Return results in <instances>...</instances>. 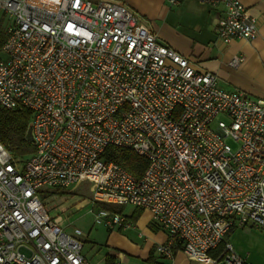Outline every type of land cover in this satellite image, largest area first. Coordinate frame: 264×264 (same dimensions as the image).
Masks as SVG:
<instances>
[{
	"label": "built area",
	"instance_id": "obj_1",
	"mask_svg": "<svg viewBox=\"0 0 264 264\" xmlns=\"http://www.w3.org/2000/svg\"><path fill=\"white\" fill-rule=\"evenodd\" d=\"M220 2V41L258 36L239 0L206 1ZM1 18L0 110L32 112L35 152L20 166L0 143V264H92L86 234H68L40 197L81 181L97 201L148 211L170 262L180 251L194 264H251L229 242L211 253L235 227L264 231V97L219 88L114 0H0ZM111 146L144 156V173L106 162Z\"/></svg>",
	"mask_w": 264,
	"mask_h": 264
},
{
	"label": "crops",
	"instance_id": "obj_2",
	"mask_svg": "<svg viewBox=\"0 0 264 264\" xmlns=\"http://www.w3.org/2000/svg\"><path fill=\"white\" fill-rule=\"evenodd\" d=\"M114 1L132 12L140 24L156 35L159 43L179 53L196 69L215 75L219 88L243 92L255 99L264 97V0H239L257 19L258 36L229 43L220 41L216 32L226 9L222 2L210 5L207 0ZM236 56L244 59L238 68L231 65ZM141 214L131 227L139 232L136 236L126 233L129 230L114 229L109 232L104 248L87 246L91 236L84 232L83 255L92 264H108L109 257L115 264H181L178 257L184 254L180 251L173 262L157 253V247L167 241L168 234L153 223L148 211ZM228 242L249 263L264 264V231L250 224L235 227Z\"/></svg>",
	"mask_w": 264,
	"mask_h": 264
},
{
	"label": "rangeland",
	"instance_id": "obj_3",
	"mask_svg": "<svg viewBox=\"0 0 264 264\" xmlns=\"http://www.w3.org/2000/svg\"><path fill=\"white\" fill-rule=\"evenodd\" d=\"M1 20L2 18L0 21ZM221 119H223V117H219L217 121ZM228 142L233 145L231 140ZM32 156L33 154H29L18 158L21 162L20 166H23L29 159L32 158ZM42 191L43 192L40 194V197L44 201L47 209L52 215L57 217V221L60 222L68 234L74 235V232L77 229L90 234V243H88L87 246L95 245L97 247L100 246L104 248V245L106 244L109 232L112 230L106 228V219L103 218V222H98L97 215L102 210L111 212V210L107 209V207H109L107 204L111 205L112 207H118L122 209V214L125 217L130 216L132 218L138 215L137 210H139V208L130 204L113 205L114 203L110 204L97 201L95 198L94 186L88 181H81L75 184L70 189H68L64 195L61 192L48 195L44 192H49L50 190L43 189ZM51 191L55 192V190ZM140 217H142V214H140L139 218ZM150 228H152V225ZM125 230H129L126 233L133 236H136L139 233L131 228H126ZM178 260L181 264H194L188 262V259L183 255H180Z\"/></svg>",
	"mask_w": 264,
	"mask_h": 264
},
{
	"label": "trees",
	"instance_id": "obj_4",
	"mask_svg": "<svg viewBox=\"0 0 264 264\" xmlns=\"http://www.w3.org/2000/svg\"><path fill=\"white\" fill-rule=\"evenodd\" d=\"M5 40L6 37L0 35V45H2ZM31 117L32 112L29 109H19L15 111L0 110V143L4 145L15 159L35 152V147L27 140ZM104 160L108 163H115L138 177H140L148 167V160L144 156H140L132 150L112 146L106 150ZM67 190L68 189H57L55 192L49 191L44 193L51 195L61 192L64 195ZM107 205L109 206L107 209L111 210V212L123 215L122 209L112 207L109 204ZM143 211V209H139L137 210L138 215H136V217L134 216L131 218L129 216L126 218L128 221L134 223ZM226 242H228V235L225 238V242L213 251L211 255L213 257H218L224 251ZM114 261L115 260L111 257L107 258L108 264H115Z\"/></svg>",
	"mask_w": 264,
	"mask_h": 264
},
{
	"label": "water",
	"instance_id": "obj_5",
	"mask_svg": "<svg viewBox=\"0 0 264 264\" xmlns=\"http://www.w3.org/2000/svg\"><path fill=\"white\" fill-rule=\"evenodd\" d=\"M27 140L31 143L33 142L32 127L31 126H29V130H28V134H27Z\"/></svg>",
	"mask_w": 264,
	"mask_h": 264
}]
</instances>
